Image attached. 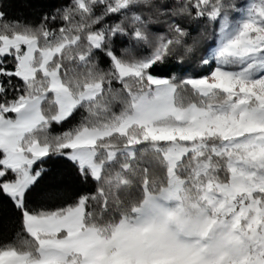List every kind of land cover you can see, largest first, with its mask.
<instances>
[{"label": "snow or ice", "instance_id": "1", "mask_svg": "<svg viewBox=\"0 0 264 264\" xmlns=\"http://www.w3.org/2000/svg\"><path fill=\"white\" fill-rule=\"evenodd\" d=\"M170 59L203 74H153ZM52 156L95 189L33 210ZM0 199L23 234L0 264H264V0H71L38 26L0 6Z\"/></svg>", "mask_w": 264, "mask_h": 264}, {"label": "trees", "instance_id": "2", "mask_svg": "<svg viewBox=\"0 0 264 264\" xmlns=\"http://www.w3.org/2000/svg\"><path fill=\"white\" fill-rule=\"evenodd\" d=\"M70 4L71 0H0V6L7 13V20H16L22 24L27 23L32 26H38L44 15L50 16L56 13L57 9H63ZM95 11L98 15L102 9L97 7ZM117 22L118 19L105 21L109 25ZM62 23L63 21L58 19L54 25L50 24V27L58 29ZM183 23L190 31L195 29V31H192L193 36L198 35L205 27L204 22H200L198 25L194 21L185 20ZM159 27L166 32V25H160ZM112 46L119 54L123 48L128 47V38L118 36ZM96 59L100 61V66L106 70L108 67L107 58L98 53ZM201 68L202 66L197 61H186L181 67L177 65L175 59H170L157 65L153 74L160 78H171L173 76L184 78L203 74ZM114 87H119V85H114ZM114 110L119 111V105ZM84 115H87V113L81 109L63 125L53 124L50 129L51 135L55 136L75 127ZM43 167L47 170V175L37 184L28 204L29 208L33 210L59 207L65 202L73 203L77 196L87 194L95 189L94 182H84L76 171L60 157L52 156ZM19 232L20 225L17 213L6 200L0 199V243L18 242L23 237V234L17 236Z\"/></svg>", "mask_w": 264, "mask_h": 264}]
</instances>
